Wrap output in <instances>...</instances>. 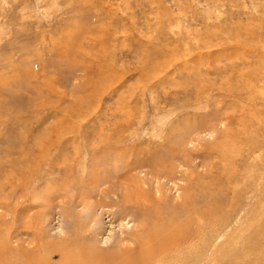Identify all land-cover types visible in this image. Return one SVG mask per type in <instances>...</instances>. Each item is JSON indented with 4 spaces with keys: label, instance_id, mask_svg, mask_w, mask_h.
Wrapping results in <instances>:
<instances>
[{
    "label": "rangeland",
    "instance_id": "rangeland-1",
    "mask_svg": "<svg viewBox=\"0 0 264 264\" xmlns=\"http://www.w3.org/2000/svg\"><path fill=\"white\" fill-rule=\"evenodd\" d=\"M88 255L264 264V0H0V264Z\"/></svg>",
    "mask_w": 264,
    "mask_h": 264
},
{
    "label": "bare ground",
    "instance_id": "bare-ground-1",
    "mask_svg": "<svg viewBox=\"0 0 264 264\" xmlns=\"http://www.w3.org/2000/svg\"><path fill=\"white\" fill-rule=\"evenodd\" d=\"M123 169V168H122ZM153 170V169H152ZM124 171V170H123ZM119 172V171H118ZM116 173V172H115ZM111 174V173H110ZM154 178V175L152 176ZM119 178V177H118ZM156 178V177H155ZM98 179V178H97ZM126 179V178H125ZM114 180V179H113ZM120 181V180H119ZM122 181V180H121ZM142 181V179L140 180ZM135 182V181H134ZM143 182V181H142ZM141 183V182H140ZM140 183H138L137 185H139V188H142L140 186ZM114 184V183H113ZM121 184V183H120ZM136 187V186H135ZM138 187V186H137ZM148 187V186H147ZM146 187V188H147ZM138 189V188H137ZM136 189V190H137ZM107 192V191H106ZM101 194V193H100ZM146 196L148 194V192L145 193ZM125 202V201H124ZM146 215V214H145ZM148 215V214H147ZM165 216H163V213L160 212H155V222L153 224H151L150 226H152V228H147L145 233L147 234L146 237L148 238L147 240L145 239V244H142L141 248L142 253H143V257H147L145 259V261L151 260V258L153 257V255H156L160 252V250H163L166 245L170 246L171 244V240H173V237L175 236L177 229H178V225L174 222V221H170L169 219L166 220V218H164ZM201 217V216H200ZM149 218V216H148ZM150 218H152L150 216ZM145 219V218H144ZM200 219V218H199ZM203 220V219H202ZM145 225V224H144ZM177 237V236H176ZM35 255V254H34ZM114 256V255H113ZM90 257V258H89ZM124 257V256H123ZM88 261L90 264H94L97 259L91 255L87 256ZM79 259L80 262H82V260L84 261V254L83 253H79ZM86 259V258H85ZM114 259V258H113ZM112 259V260H113ZM131 261L137 262V259L134 260V258H130ZM129 259V260H130ZM30 260L33 261V259L31 258ZM102 260V259H100ZM3 261V260H2ZM20 261V260H19ZM116 261V260H115ZM131 261L129 262L131 264ZM5 262V261H3ZM28 262V261H26ZM35 262V261H34ZM79 262V263H80ZM86 262V263H87ZM139 262V261H138ZM32 263V262H30ZM38 263V262H37ZM41 263V262H40ZM64 264H66L65 262H63ZM85 263V264H86ZM98 263V262H97ZM108 263V262H107ZM83 264V263H80ZM99 264V263H98ZM106 264V263H105ZM110 264V263H109ZM118 264V263H117Z\"/></svg>",
    "mask_w": 264,
    "mask_h": 264
}]
</instances>
